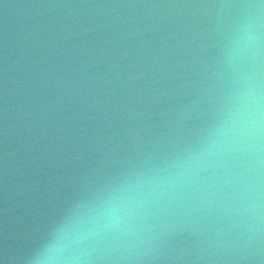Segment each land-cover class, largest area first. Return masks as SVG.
<instances>
[{
	"label": "water",
	"instance_id": "95a60500",
	"mask_svg": "<svg viewBox=\"0 0 264 264\" xmlns=\"http://www.w3.org/2000/svg\"><path fill=\"white\" fill-rule=\"evenodd\" d=\"M0 264H264V0H0Z\"/></svg>",
	"mask_w": 264,
	"mask_h": 264
}]
</instances>
